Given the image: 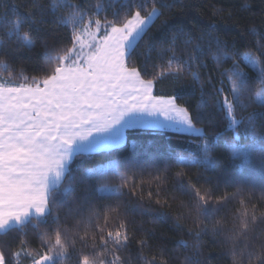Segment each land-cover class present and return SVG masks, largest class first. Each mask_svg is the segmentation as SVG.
<instances>
[{"label": "snow or ice", "instance_id": "snow-or-ice-1", "mask_svg": "<svg viewBox=\"0 0 264 264\" xmlns=\"http://www.w3.org/2000/svg\"><path fill=\"white\" fill-rule=\"evenodd\" d=\"M188 3L132 0L115 18L117 0H24L0 13V264H264V181L245 180L264 177V21L244 16L248 0H215L210 19L243 29L229 41L187 19ZM130 128L188 146H129ZM144 216L188 239L156 243Z\"/></svg>", "mask_w": 264, "mask_h": 264}, {"label": "trees", "instance_id": "trees-1", "mask_svg": "<svg viewBox=\"0 0 264 264\" xmlns=\"http://www.w3.org/2000/svg\"><path fill=\"white\" fill-rule=\"evenodd\" d=\"M24 0H0V13H3L5 10H11L14 4H22ZM215 2V0H190V3L185 5L186 10L188 11L187 19H190L192 22L196 23L198 26H203L209 28L210 30L219 31L221 37L223 39H227L231 41L234 36L237 35L238 32H241L243 29L240 25L233 26V21H219L217 22L210 19L212 8L211 5ZM227 5H234V0H224ZM240 2H244V0H240ZM249 7L253 9L251 12H247L244 14L246 18H251L255 21L257 26H260L262 21H264V12L261 11L264 8V0H248ZM118 7L115 13H112L109 9V14L115 18H119L120 14L126 9L131 7L132 0H126L124 4H119V0H117ZM7 6V8H6ZM111 18V16H109ZM243 23V22H241ZM57 40H66V36H58L54 37ZM248 37H245V43H248ZM254 42V41H253ZM143 48V43H141V47L138 48L136 51L139 53ZM244 49H242L243 51ZM138 59V57H137ZM228 67V65H225ZM43 71L42 66L38 62V58L29 60L28 65L25 66L24 69V76H27L29 79L33 75L40 74ZM171 91V85L167 82L164 84H157L154 92L156 95H165ZM182 100L184 103H191L190 100V93H180ZM125 134L129 140V146L132 142L140 146H153L160 150L163 149H173V148H180V147H187L188 142L184 140H177L174 137V134L170 130L164 129H151V128H130L125 130ZM90 160H80L74 161L72 163L73 168H83L90 164ZM239 161L234 166L237 170H239ZM246 169H248V165H244ZM147 178V177H146ZM246 181L255 180L256 182L264 181V177L260 176L259 174L245 177ZM144 196L147 199L148 192L152 191L155 192V186L149 188V185L144 184ZM235 211V208L233 209ZM143 220V228L145 231L153 232L154 235L157 237L156 243H160L161 241L168 242V246L172 247V242L177 241L180 239H188L187 235V228L184 229V234L180 235L176 232L175 227L171 220H164L157 221L153 223L151 221L150 216L144 217H137V222L139 224L140 220ZM146 238V237H145ZM210 239V238H209ZM29 241L33 248L39 247V241L35 239V237H29ZM149 243H153V241H149ZM205 252L213 253L215 255V246L209 245L207 241H205ZM180 259H183L181 255ZM23 264V262H21ZM212 264H224V261L217 256L215 260L212 261Z\"/></svg>", "mask_w": 264, "mask_h": 264}, {"label": "rangeland", "instance_id": "rangeland-1", "mask_svg": "<svg viewBox=\"0 0 264 264\" xmlns=\"http://www.w3.org/2000/svg\"><path fill=\"white\" fill-rule=\"evenodd\" d=\"M161 119H163V118L161 117ZM164 130H170V129L164 128ZM170 131H171V130H170Z\"/></svg>", "mask_w": 264, "mask_h": 264}, {"label": "crops", "instance_id": "crops-1", "mask_svg": "<svg viewBox=\"0 0 264 264\" xmlns=\"http://www.w3.org/2000/svg\"><path fill=\"white\" fill-rule=\"evenodd\" d=\"M125 133V130H122Z\"/></svg>", "mask_w": 264, "mask_h": 264}]
</instances>
